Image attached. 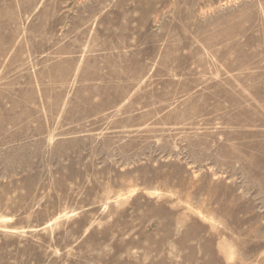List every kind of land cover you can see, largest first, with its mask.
I'll use <instances>...</instances> for the list:
<instances>
[{
  "label": "rangeland",
  "instance_id": "374dc122",
  "mask_svg": "<svg viewBox=\"0 0 264 264\" xmlns=\"http://www.w3.org/2000/svg\"><path fill=\"white\" fill-rule=\"evenodd\" d=\"M0 264H264V0H0Z\"/></svg>",
  "mask_w": 264,
  "mask_h": 264
}]
</instances>
